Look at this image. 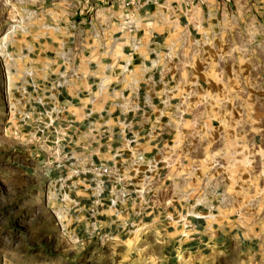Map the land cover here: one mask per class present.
Returning <instances> with one entry per match:
<instances>
[{
    "label": "crops",
    "instance_id": "obj_1",
    "mask_svg": "<svg viewBox=\"0 0 264 264\" xmlns=\"http://www.w3.org/2000/svg\"><path fill=\"white\" fill-rule=\"evenodd\" d=\"M123 1L0 0V31L6 25L12 30L8 42L13 54L28 51L31 63L47 74L62 68L79 74L67 89L68 97L89 88L91 77L106 76L115 84L119 65L130 61L138 86L130 103L141 104L148 90L141 64L159 53V63L166 69L169 85L166 91L160 85L151 87L146 121L158 122L165 131L161 137L167 155L177 152L183 164L168 168L159 206L143 215L137 233L116 227L131 217L133 207L124 206L116 215L102 213V223L112 224L113 237L102 247L86 243L89 264H264V213L253 210L264 207V176L259 182L261 175L250 174L248 130L233 119L202 118V109L197 110L203 101L201 59L210 58V49L247 47L248 19L264 12V0H147L132 9L123 7ZM132 40L138 41L135 51ZM107 101L103 96L101 104ZM72 110L82 116L80 108ZM144 147L152 152L154 144ZM258 157H264V149L258 150ZM22 158L24 171L39 163L32 149L23 148ZM100 159L110 157L103 154ZM214 159L221 160L226 177V199L221 202L208 193L211 183L201 182L202 175H216V168L211 171ZM194 200L202 205H194ZM210 202L214 211L205 209ZM185 213L206 217L189 216L179 222Z\"/></svg>",
    "mask_w": 264,
    "mask_h": 264
},
{
    "label": "built area",
    "instance_id": "obj_2",
    "mask_svg": "<svg viewBox=\"0 0 264 264\" xmlns=\"http://www.w3.org/2000/svg\"><path fill=\"white\" fill-rule=\"evenodd\" d=\"M146 1L124 0L121 4L132 9ZM87 23L92 25L90 18ZM11 31L6 28L0 36L1 87L6 108L2 130L38 154L46 180V200L57 206L53 210L57 223L61 226L65 218L70 221V232L81 246L94 242L102 247L113 237L112 224L102 223V213L113 211L116 215L124 206H130L134 208L131 217L116 227L127 234L137 233L143 215L159 206L160 186L168 168L181 166L184 159L175 151L167 155L161 137L164 129L156 121H146L151 87L160 85L166 91L169 85L166 69L159 63L160 54L153 53L148 64H141L148 84L141 104L130 103L138 90L130 61L119 65L115 84H109L106 76L91 77L90 87L75 90L71 98L66 95L67 89L80 79L79 74L64 68L47 74L31 63L28 51L13 54L8 42ZM137 47L138 41L132 40V51ZM103 96H107V104H101ZM73 107L83 111L80 118ZM144 143L154 144L153 151L147 152ZM103 154L110 159H100ZM218 162L212 160L214 166ZM222 185L208 186V193L217 202L226 199ZM193 204L202 205L195 200ZM214 205L210 202L205 209L214 211ZM189 216L204 219L206 214L185 213L178 221Z\"/></svg>",
    "mask_w": 264,
    "mask_h": 264
},
{
    "label": "rangeland",
    "instance_id": "obj_3",
    "mask_svg": "<svg viewBox=\"0 0 264 264\" xmlns=\"http://www.w3.org/2000/svg\"><path fill=\"white\" fill-rule=\"evenodd\" d=\"M259 15L248 19L247 47L210 49V58L201 59L204 77L199 84L203 101L197 110L202 109V118L220 122L229 118L245 125L249 171L255 178L261 175L262 182L264 157H258V150L264 149V12ZM236 24L240 26L238 21ZM1 72L0 63V264H89L90 257L83 250L86 242L81 246L75 241L66 218L61 226L55 219L53 210L57 206L46 200V180L39 163L24 171L20 164L25 147L2 130L6 108ZM220 161L211 169L216 168V175H202V184H223L225 189L226 177ZM259 208L264 213V207L255 206L253 210Z\"/></svg>",
    "mask_w": 264,
    "mask_h": 264
}]
</instances>
